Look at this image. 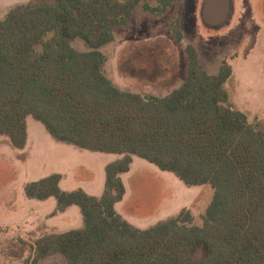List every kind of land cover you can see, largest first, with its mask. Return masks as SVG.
<instances>
[{
    "label": "trees",
    "instance_id": "obj_1",
    "mask_svg": "<svg viewBox=\"0 0 264 264\" xmlns=\"http://www.w3.org/2000/svg\"><path fill=\"white\" fill-rule=\"evenodd\" d=\"M0 18V136L18 149L28 142V118L58 141L121 158L106 165L102 196L63 190L60 173L25 186L31 199L54 197L58 210L76 205L84 226L44 235L24 264L61 254L65 264H264V130L230 100L233 74L225 59L216 74L186 48V82L164 97L122 91L105 74L100 47L114 40L144 0H42ZM145 7L163 14L174 2ZM174 33L183 36L176 22ZM81 39L91 50L80 52ZM133 156L174 173L188 186L209 184L214 198L193 224L190 210L139 228L116 209L126 195L122 174ZM205 246L207 256L193 255ZM56 264V263H54Z\"/></svg>",
    "mask_w": 264,
    "mask_h": 264
},
{
    "label": "rangeland",
    "instance_id": "obj_2",
    "mask_svg": "<svg viewBox=\"0 0 264 264\" xmlns=\"http://www.w3.org/2000/svg\"><path fill=\"white\" fill-rule=\"evenodd\" d=\"M203 1L174 2L165 13L156 14L145 5L155 7L157 0H144L125 24H114V40L100 47L106 57L104 72L122 91L145 97L167 96L186 82V48L193 46L210 74L218 73L225 59L232 65L233 74L225 83L230 100L248 115L255 129L264 130V0H232L231 22L220 29L203 23ZM43 2L0 0V18L18 5ZM176 22L182 40L175 36ZM71 45L80 52L91 50L81 39L72 40ZM28 125L31 144L25 155L7 147L8 138L0 140V264H24L30 248L21 240L32 243L36 240L32 237L43 236L50 229L51 224L33 218L40 204L28 198L25 185L60 172L63 190L83 189L87 183L100 187L105 166L114 157L58 141L32 116ZM135 159L130 173L123 176L127 191L116 206L118 213L139 228H149L187 209L193 224L202 225L214 198L211 185L188 186L174 173L139 156ZM64 220L66 226L77 228L78 215ZM193 255L205 258L206 247H196ZM54 263L65 264L66 257L48 256L38 264Z\"/></svg>",
    "mask_w": 264,
    "mask_h": 264
},
{
    "label": "crops",
    "instance_id": "obj_3",
    "mask_svg": "<svg viewBox=\"0 0 264 264\" xmlns=\"http://www.w3.org/2000/svg\"><path fill=\"white\" fill-rule=\"evenodd\" d=\"M187 77H188V75H187ZM139 94H141V93H139ZM28 133H29V135H28V142H27L26 147L24 149H19L20 150V154H22V155H25L27 153V151L30 148V144H31V135H30V132H29V125H28ZM2 137L8 138L7 136L2 135V136H0V140H1ZM6 140H7L6 142L9 144V145H7V147L15 150V152H16V149H18V148H16L12 144V142H11V140L9 138L6 139ZM121 157H122V155L114 154V157L112 158L113 159L112 161H115V160H117V159H119ZM135 158H136V156H133V162L131 164V169L133 168V165L135 163V160H136ZM112 161H108V163H110ZM102 167H103V163H102ZM105 168H106V166H105ZM131 169H130V171H131ZM130 171L127 172V173L122 174V177L125 176V174L130 173ZM89 172H90V170H89ZM56 173H58V172H56ZM60 174H62V173H60ZM62 176H63V174H62ZM62 182H63V178H62V180L60 182L61 187H62ZM105 182H106V172H105V177H103L102 182L100 183V187L91 185L90 183H87V184H85L86 185L85 187L83 186V189L87 193H89L91 195L100 197V196H102V194L104 192ZM73 190H76V188H74V189L73 188H69V190H67V191H73ZM30 200H32L33 202L34 201L39 202V203H34V204H40L38 206L37 210L35 209V212L33 213V218H39L41 222H43V223L45 222L46 224H51L50 225V229L48 231H46L45 232L46 234H44V235H47V234H50V233H62V232L69 231L71 229H76V228H73V227L70 228L69 226H66L67 224L64 223L65 220L63 221V219H67L68 216L71 215V214L72 215H74V214L78 215L79 220H78V226H76L77 228H82L84 226L83 215H81L82 213H80L81 209H80V207L77 208L76 205L70 206V207L66 208L65 210H63V211H59L58 210L57 200L54 197H51V198H49L47 200H38V199H31V198H30ZM44 204H46V205L44 206ZM79 215H80V217H79ZM40 237H42V236L32 237V238L38 239Z\"/></svg>",
    "mask_w": 264,
    "mask_h": 264
},
{
    "label": "water",
    "instance_id": "obj_4",
    "mask_svg": "<svg viewBox=\"0 0 264 264\" xmlns=\"http://www.w3.org/2000/svg\"><path fill=\"white\" fill-rule=\"evenodd\" d=\"M233 12L232 0H204L200 16L206 26L220 29L230 24Z\"/></svg>",
    "mask_w": 264,
    "mask_h": 264
}]
</instances>
